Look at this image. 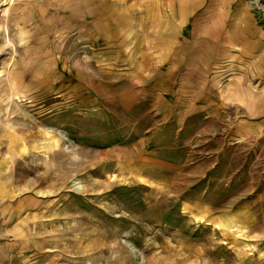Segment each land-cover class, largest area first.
<instances>
[{"label": "rangeland", "instance_id": "374dc122", "mask_svg": "<svg viewBox=\"0 0 264 264\" xmlns=\"http://www.w3.org/2000/svg\"><path fill=\"white\" fill-rule=\"evenodd\" d=\"M263 44L264 0H0V264H264V135L185 125Z\"/></svg>", "mask_w": 264, "mask_h": 264}, {"label": "crops", "instance_id": "0c3cea01", "mask_svg": "<svg viewBox=\"0 0 264 264\" xmlns=\"http://www.w3.org/2000/svg\"><path fill=\"white\" fill-rule=\"evenodd\" d=\"M189 67L185 125L200 127L193 135L200 136L203 154L257 142L264 135V44L235 46L228 56L191 61ZM214 138L221 140L216 151L209 147Z\"/></svg>", "mask_w": 264, "mask_h": 264}]
</instances>
